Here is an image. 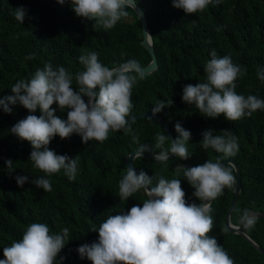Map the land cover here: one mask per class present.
Wrapping results in <instances>:
<instances>
[{
  "label": "trees",
  "instance_id": "1",
  "mask_svg": "<svg viewBox=\"0 0 264 264\" xmlns=\"http://www.w3.org/2000/svg\"><path fill=\"white\" fill-rule=\"evenodd\" d=\"M143 10L150 34L156 67L143 79H137L132 89L131 111L150 109L159 101L170 103L160 112L166 127L176 139L175 124L179 122L191 132L186 148L189 159L174 154L166 163H160L145 155H134L135 170L149 177L162 176L166 180H181L187 203L199 204L193 196L195 189L184 177V168L198 166L223 157L212 148L204 149L202 133L214 130L213 135L231 132L238 138L239 150L233 159L239 167L240 186L231 207L229 218L239 222L243 209L248 207L264 210V110H257L251 117L228 121L223 114L213 119L203 116L195 105L182 101L183 87L206 82L205 65L215 50L217 57L230 56L245 73L235 81L237 94L245 97L255 95L264 100V82L257 73L264 70V0H222L219 5H209L203 12L191 15L183 9L174 8L172 0H134ZM23 7L26 17L21 24L15 19L16 8ZM111 30L93 27L92 21L77 17L71 0L63 5L57 0H0V98L12 95L11 88L19 80L30 79L36 70L46 63L53 67L63 66L73 76L72 88L78 91L75 74L84 66L81 55L95 51L99 62L110 67L119 61L144 63L149 53L138 42L139 22L132 10ZM219 29V30H217ZM35 53L32 60L26 59ZM135 74V73H133ZM56 115L65 119L67 111L61 112L57 104ZM29 114L17 104L11 114L0 109V259H5L3 249L22 239L31 223H45L50 234L69 229L68 243L57 255L55 264H92L81 259L77 248L98 241V229L108 216L127 212L132 206L147 199L143 189L127 201L119 198V181L127 168L122 161L123 153L130 148L146 145L148 152L155 149L157 133L167 136L164 127L151 115L130 118L133 132L139 143L123 131L109 132L103 142L95 140L84 143L78 134L61 139L56 136L48 145L57 155H68L78 160L75 181H69L63 169L51 176L33 166L29 159L33 150L27 141H20L10 133L11 127ZM151 117L152 120L149 118ZM170 139L164 148H170ZM11 159L15 171L9 175L5 160ZM223 166L231 167L224 163ZM233 171V170H232ZM28 176L23 187L17 185L16 176ZM50 180L52 190L45 192L31 183L38 177ZM158 181L153 180L154 187ZM231 189L211 201L214 221L209 233L217 240L234 264H264V218L257 217L253 229L244 231L253 238L261 251L255 249L239 234L229 232L222 223L223 212Z\"/></svg>",
  "mask_w": 264,
  "mask_h": 264
},
{
  "label": "clouds",
  "instance_id": "2",
  "mask_svg": "<svg viewBox=\"0 0 264 264\" xmlns=\"http://www.w3.org/2000/svg\"><path fill=\"white\" fill-rule=\"evenodd\" d=\"M57 2L63 5L65 0ZM221 2L172 0V6L191 15ZM71 7L77 17L92 21L93 27L111 30L121 19L128 17L126 9L134 7V0H71ZM14 15L23 24L26 10L16 8ZM210 56L204 69L206 82L185 85L182 101L195 105L205 117L215 119L223 114L228 121H238L245 116L251 117L257 110H264V100L255 95L245 97L235 91V81L245 70L234 64L230 56L217 57L215 50ZM34 58L35 53L26 57L28 60ZM79 62L85 70L75 74L78 91L73 90V76L66 68H54L51 63H46L30 79L17 81L11 88L12 95L0 98V109L6 114H11L17 104L29 113L39 110V116L29 114L15 123L10 133L20 141L30 143L33 150L29 159L35 168L46 176L63 169L69 181L76 179L78 160L50 150L48 145L52 139L59 136L63 140L75 133L84 143L93 140L103 143L110 131H123L132 136L133 142L139 143L132 128L134 120L126 118L130 117L133 108L132 89L137 79L145 76L137 61L110 69L99 62L95 51L81 55ZM257 76L264 82V70ZM84 97L88 98L87 103ZM54 103L61 112L69 109L66 120L56 115V109L51 107ZM171 104L172 101L157 102L152 108L153 116ZM174 127L178 136L175 141L171 140L170 148H164L166 140L170 139L168 135L157 133L155 137L154 148L161 149L154 151L155 160L162 164L169 160L170 153L184 160L191 157L185 146L191 132L179 122ZM213 132L210 129L202 133L203 148H212L224 157L235 156L239 150L238 138L227 131L223 136L213 135ZM146 150H149L147 146L141 145L136 155H142ZM5 164L11 175L15 171L13 161L7 159ZM184 177L195 189L193 196L199 199V205L186 202L181 180L149 177L143 171L137 175L133 167H128L119 181L120 200L127 201L141 189L147 199L142 207L134 205L127 212L110 215L98 229H92L98 232V241L79 246V257L92 264H234L226 250L209 235L214 223L210 215L211 201L223 195L225 188L234 187L236 177L232 169L223 166L220 160H207L201 165L184 168ZM15 179L20 187L28 182L26 175ZM154 179L158 182L153 187ZM31 183L45 192L52 190L50 180L43 176ZM256 220L249 209H243L239 217L244 229H253ZM68 235L67 227L60 233L50 234L47 224L31 223L21 240L3 249L5 259H0V264H55L58 253L68 243ZM63 259L60 258L59 264Z\"/></svg>",
  "mask_w": 264,
  "mask_h": 264
},
{
  "label": "water",
  "instance_id": "3",
  "mask_svg": "<svg viewBox=\"0 0 264 264\" xmlns=\"http://www.w3.org/2000/svg\"><path fill=\"white\" fill-rule=\"evenodd\" d=\"M132 10H133L138 22H139L140 37L138 38V42L149 53V58L144 63L139 64V66L144 71V73L147 74V73H150L151 70L156 67V59H155V55H154V52L152 49L151 38H150V34H149V31H148V28L146 25L143 10L140 7V5L135 1H134V7L132 8ZM126 63H127V61H119L118 63H116V64H114L108 68H110V69L120 68L121 66L125 65ZM84 100L86 103L88 102L87 97H84ZM143 115H151L153 118H155L166 130V132L170 138V143H171V140L175 141V138L172 136V134L170 133V131L166 127L165 119L161 116L160 113H157L155 116H153L152 110L142 109V110H139L135 113H132L130 115V117H128L126 119H130V118L137 117V116H143ZM138 151H139V148H130L123 153L122 161L125 165V168H128V167L134 168L132 159H133V156L136 155V153ZM142 154L147 156V157L155 159L154 152L144 151ZM170 155H171V153L169 154V156ZM218 160H220L222 164H224V163L230 164L232 167V170H233V175L236 177V183H235L234 187L231 189V194L228 197L227 204H226L224 212H223L222 223L225 226L227 231L239 234L249 244H251L255 249H257L258 251H261V248L258 245V243L244 231L243 226L240 225L239 222L235 223V222L230 221V219H229L230 210H231V207H232V205L236 199V195H237V192H238L239 186H240L239 167H238L236 161L233 159V157H224L223 156L222 158H220ZM135 171H136L137 175H139L138 171L137 170H135ZM200 203L201 202L199 201V204ZM247 209H249L251 211L252 215H255L256 217L264 218V210L259 209V208H252V207H248Z\"/></svg>",
  "mask_w": 264,
  "mask_h": 264
}]
</instances>
